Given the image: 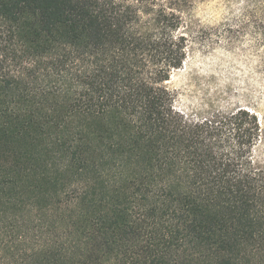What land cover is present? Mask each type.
Wrapping results in <instances>:
<instances>
[{
    "label": "trees",
    "instance_id": "1",
    "mask_svg": "<svg viewBox=\"0 0 264 264\" xmlns=\"http://www.w3.org/2000/svg\"><path fill=\"white\" fill-rule=\"evenodd\" d=\"M191 4L0 0V264H264L257 114L167 84Z\"/></svg>",
    "mask_w": 264,
    "mask_h": 264
},
{
    "label": "rangeland",
    "instance_id": "2",
    "mask_svg": "<svg viewBox=\"0 0 264 264\" xmlns=\"http://www.w3.org/2000/svg\"><path fill=\"white\" fill-rule=\"evenodd\" d=\"M258 1L192 0L180 29L187 34V57L167 84L175 108L186 114L236 106L254 111L263 136L253 160L264 167V46L261 36L240 27L246 16L260 13Z\"/></svg>",
    "mask_w": 264,
    "mask_h": 264
}]
</instances>
